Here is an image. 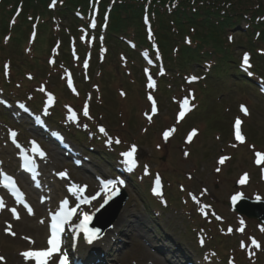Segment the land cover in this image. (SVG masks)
I'll list each match as a JSON object with an SVG mask.
<instances>
[{
	"label": "rangeland",
	"instance_id": "obj_1",
	"mask_svg": "<svg viewBox=\"0 0 264 264\" xmlns=\"http://www.w3.org/2000/svg\"><path fill=\"white\" fill-rule=\"evenodd\" d=\"M87 32L89 34L85 32L81 37L84 41L102 38L99 33L95 36L91 31ZM234 33L236 39L241 38L237 31ZM40 38L43 40V34ZM110 39L116 44L113 38ZM155 44L159 42L155 41ZM173 44L172 48H175ZM237 45L232 47V51L239 58L243 49ZM116 47L109 51L108 59L101 62L105 47L102 45L96 53L92 49L93 54H89L90 47L87 46L80 51L81 60L63 64L56 62L52 76H47L49 65L41 71L36 62L27 64L31 59L29 55L36 56L39 50H42L45 62L48 57L55 60L50 43L44 49L31 44L10 48L9 55L0 56V64L5 68L0 74V153L10 154L12 145H9V137L12 132L16 133L17 139L39 142L46 154H39L42 176L47 184H55V189L64 190V193L57 191L59 196L54 199L63 198L66 191L64 184L58 182V185L53 181V174L57 177L61 172H74L71 178L74 176L76 180L87 182L90 187L89 181L93 179L96 183V175L109 173L114 176V164L121 167L126 175L136 176L134 179L130 177L126 189L129 198L123 210L129 209L131 213L127 226L119 229L113 226L111 239L114 238L110 239V244L105 241L99 243V248L103 249L104 244L108 245L107 255L100 258L103 264H185L189 259L192 264H264V231L260 230L264 225L233 212L226 203L237 193L264 199V99L261 93L256 88L236 85L229 78L213 77L206 73L207 70L193 64L179 75V67L182 66L178 62H173L169 68L158 56L151 57L148 51L142 50L141 58L137 57L138 62L128 65L124 63L126 56L116 51ZM12 65L13 68L8 67ZM26 70L35 71L36 79L26 81ZM192 76L197 79L191 80ZM35 91L40 94H35ZM54 94L59 97L58 104ZM150 96L155 101L157 112H151L153 103ZM33 99L43 101L38 110L32 108ZM185 99L190 104L191 113L181 119L178 114L185 105ZM17 102L29 107L28 111L22 112ZM76 105L83 109L86 107L91 117L96 114L108 128L95 124L105 129L106 141L96 142L93 131L90 132L93 134L92 143L79 139L78 135L73 140L51 122L54 110L58 118L72 120ZM241 106L247 108V114ZM62 109L66 111L63 113ZM35 116L51 123L47 124L49 129L44 130L47 135L59 132L66 137L70 145L66 152L69 158L54 149L52 144L45 145L40 140L35 131L38 130L34 124ZM237 119L243 122L246 141L237 142L235 139L233 123ZM72 122L81 129L83 121L79 115ZM23 125L26 127L21 128ZM173 128L175 131L168 140H164L163 132ZM193 129L197 130V135L188 142L187 136ZM117 139L119 143L115 142ZM3 141L8 144L7 148L3 147ZM133 144L137 147L134 154L137 165L130 171L126 165L129 160L123 153L130 151ZM102 152L106 157L101 156ZM257 153L262 156L257 157ZM221 157H228L224 164H219ZM257 159L261 163L257 164ZM3 160L8 161V155L3 154ZM153 168L159 169L172 183V187L166 190L170 204L153 193L152 182L158 177ZM217 168H220L219 172ZM245 173L248 179L240 184ZM73 182L65 180V184ZM117 187L114 186L113 190ZM192 195L200 201L199 204ZM105 198L104 195L88 206L87 214L93 213ZM4 218L0 216V256L5 260L0 264H23L21 254L26 249H36L20 236L28 234L27 230H17L19 235L12 238L6 228H1ZM31 219V223L37 224L35 218ZM23 221L28 222L26 218ZM241 227L243 232L238 230ZM124 232L131 238L117 240L116 236ZM202 237L207 240L205 245L199 241ZM252 238L260 244L259 248L252 245ZM159 247L164 248L165 256L171 260H165L161 254L158 256ZM81 249H84L83 244ZM250 252L255 255H250Z\"/></svg>",
	"mask_w": 264,
	"mask_h": 264
},
{
	"label": "trees",
	"instance_id": "obj_2",
	"mask_svg": "<svg viewBox=\"0 0 264 264\" xmlns=\"http://www.w3.org/2000/svg\"><path fill=\"white\" fill-rule=\"evenodd\" d=\"M96 2L101 6V15L110 4L107 36L117 41L119 49H127L121 36L150 43L143 22L147 16L162 45H169L166 36L172 32L176 35L175 41L180 43L178 56L186 66H205L213 76L255 85L239 68L232 51L238 42L239 48H248L252 54L250 73L264 80V0H59L52 6L51 0H0V39L3 42L7 37L17 47L25 45L34 21L46 33L48 42L54 39V33L62 31L66 41L63 55L69 56L67 39L71 34L66 28L57 30L53 18L57 14L71 21L68 26L76 31L75 26L78 29L87 25V15ZM78 11L82 16L76 14ZM234 31L241 38L236 39ZM37 54L41 56L42 50Z\"/></svg>",
	"mask_w": 264,
	"mask_h": 264
},
{
	"label": "snow or ice",
	"instance_id": "obj_3",
	"mask_svg": "<svg viewBox=\"0 0 264 264\" xmlns=\"http://www.w3.org/2000/svg\"><path fill=\"white\" fill-rule=\"evenodd\" d=\"M243 62H244L245 65H248V63H249V57H248L247 54H245V56L243 58ZM196 79H197V77H195V76H192L191 77V80H196ZM51 99H52V97H51V95H49V102H51ZM149 99L152 100V103H153L152 111L153 112H156L157 109H156V106H155V101L153 100V98L151 96L149 97ZM184 104L185 105L188 104V100L187 99L184 100ZM241 108H242V111H244L247 114V108L244 107V106H241ZM84 115L85 116L88 115V109L86 107L84 109ZM178 115H179V118L182 119L184 117L185 113H184V111H180ZM71 118L72 119H75V113L72 114V117ZM148 119L151 120L152 119V116L149 115L148 116ZM240 125H241V121L239 119H237L235 121V135H236V139L237 140H242L243 139V137L241 136V133H240ZM99 130L102 133L105 132V129L103 127H101ZM174 131H175L174 128L173 129H170V130H167V131H164L163 132V138H164V140H168L169 136ZM10 135H11V137L14 140L15 139V136H16V133L15 132H12ZM196 135H197V130L196 129H193L188 134L187 141L188 142H191L192 139H193V137L196 136ZM108 142L111 143L112 141L109 140ZM115 142L116 143H119L120 141L117 139ZM33 144H35V142H33ZM37 147H38V145H37ZM136 150H137V147H136L135 144H133L131 146L130 151H127V152L123 153V155L128 158L130 164H134L135 163L134 154H135ZM39 154L41 156H45L46 155L42 150H40V153ZM185 155H187V153H185ZM256 155H257V157H261L262 156L261 153H257ZM227 159H228V157H221L220 160H219V164H224ZM256 163L257 164L261 163V160L260 159H257ZM216 171L219 172L220 171V168H217ZM58 175L61 176L62 178H64V177L67 176V173L66 172H61V173H58ZM247 179H248V174L245 173L244 176H243V178L240 179L239 183L240 184H244L247 181ZM115 183L116 182L115 181H112V180H109V181H106L105 182L106 185H113ZM78 189H79V186H75V190H78ZM154 191L157 192V193L160 192V180H159V177H157V179L155 181V189H154ZM239 197H240V194L239 193L236 196H233L232 197L233 203H235ZM192 198H193V200L197 204L200 203V201L197 200L195 196H193ZM257 199H259V197H257ZM63 203L64 204H67V201H64ZM3 207H4V201H3L2 198H0V209H3ZM205 207H208V206H205ZM27 210H28L29 214L32 213V209H31L30 206L28 207ZM201 211L203 212L204 209H201ZM12 212L14 214H16V219H19L20 218L19 217V214L16 213V210L15 209H12ZM74 212H75V209H72L69 212H64V210L62 209L59 213H57L55 216H53V222H52V225H51V227L53 229L52 238L49 239V241H48V243L52 246L51 248H49L47 250H40V251L28 250V251L23 252L21 255L23 257H25L26 259L35 258L39 262V264H47V258L50 257L54 252L59 251V242H58L57 237H56V230L59 228L60 224L63 223L65 220H67L68 217H70ZM90 219H91V217L88 216V214H85L84 221H82L81 224H80V227L82 229H84V231L87 233V239L89 240V242H91V240L93 238H97L98 235L100 234V229H89L87 227V222ZM241 224H243V221H241ZM238 230L241 231V232L244 231L243 227L239 228ZM260 230L261 231H264V226H262ZM5 231L6 232H10L11 235H15L14 232H11V225H8V227L5 229ZM229 231H231V229H229ZM26 239H30V238H26ZM201 242H203V241H201ZM251 243L256 248H259L260 247V244L255 240V238H252ZM249 254L250 255H255L254 252H250ZM4 260H5V258L3 256H0V262H2ZM60 264H67L66 257L63 258V259H61Z\"/></svg>",
	"mask_w": 264,
	"mask_h": 264
},
{
	"label": "water",
	"instance_id": "obj_4",
	"mask_svg": "<svg viewBox=\"0 0 264 264\" xmlns=\"http://www.w3.org/2000/svg\"><path fill=\"white\" fill-rule=\"evenodd\" d=\"M123 200L124 198L118 200L106 209L109 212L112 210V212L108 215L103 227H107L112 223L113 219L116 217L118 211L121 208ZM230 206L239 212L245 213L250 217H257L261 222H264V201L258 199L250 200L240 196L235 203L231 201Z\"/></svg>",
	"mask_w": 264,
	"mask_h": 264
},
{
	"label": "bare ground",
	"instance_id": "obj_5",
	"mask_svg": "<svg viewBox=\"0 0 264 264\" xmlns=\"http://www.w3.org/2000/svg\"><path fill=\"white\" fill-rule=\"evenodd\" d=\"M131 213H130V210L128 209V210H123L122 212H121V214L119 215V217L117 218V220H116V222H115V224H114V227L115 228H117V229H119V228H121V227H124V226H127V223H128V221H127V219H128V215H130ZM16 225H17V228H20L21 230H23V229H27L29 232H30V234L31 235H34L35 234V232H37L38 234L36 235V237H37V240H41L42 238H41V236H42V234H43V228H42V226L40 225V226H33L31 223L29 224V226L26 228L25 227V225L23 224V223H20V222H17L16 223ZM112 233H113V231H111V230H108V232H107V235H106V244H110V239H111V235H112ZM114 238V237H113ZM112 238V239H113ZM116 238H117V240H121V239H129V238H131V235H128L127 233H122V234H120L118 237L116 236ZM115 238V239H116ZM111 239V240H112ZM42 241V240H41ZM19 243V242H18ZM20 244H24L23 243V241H20ZM43 243L41 242L40 243V245H38V244H36V245H38V247L39 248H41L43 245H42ZM106 244H104L105 246H104V249L103 248H98V247H95V245H94V243L91 245V246H93V247H91V249H90V251L89 252H93V253H97L98 255H102V252L104 251V254H105V252L107 251V249H108V245H106ZM81 255V254H80ZM81 257H84V258H86L87 257V255L86 256H84V255H82ZM51 258H52V256H51ZM154 260H157V258L156 257H154ZM24 263L25 264H31L30 263V261H25L24 260Z\"/></svg>",
	"mask_w": 264,
	"mask_h": 264
}]
</instances>
